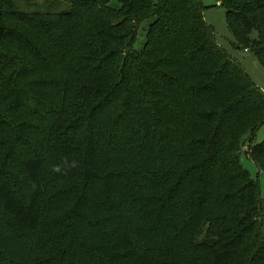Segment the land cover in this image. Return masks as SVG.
Instances as JSON below:
<instances>
[{"label":"trees","instance_id":"16d2710c","mask_svg":"<svg viewBox=\"0 0 264 264\" xmlns=\"http://www.w3.org/2000/svg\"><path fill=\"white\" fill-rule=\"evenodd\" d=\"M20 1L0 0V264H264L241 160L247 140L264 173V91L202 0ZM220 6L264 68V0Z\"/></svg>","mask_w":264,"mask_h":264},{"label":"rangeland","instance_id":"374dc122","mask_svg":"<svg viewBox=\"0 0 264 264\" xmlns=\"http://www.w3.org/2000/svg\"><path fill=\"white\" fill-rule=\"evenodd\" d=\"M206 9L204 10V18L207 24L211 25L215 31V38L219 46L228 52V54L237 60L246 72L250 75L255 84L264 91V68L258 62L257 57L244 48L235 45V39L232 36L226 19V11L220 6V0H202ZM113 8H119L118 0H112L110 4ZM21 8L30 10H48L54 13L62 12L69 9L68 0H21ZM150 25V21L144 22L138 31V40L135 45L140 50L146 40V30ZM256 38L257 33L252 34ZM255 141L260 143L264 141V126L257 132ZM248 149L247 140L244 143L242 151V164L250 172L253 179L257 180L260 185L261 197L264 199V173H262L253 160H251L246 152ZM4 215L0 216L3 219Z\"/></svg>","mask_w":264,"mask_h":264},{"label":"clouds","instance_id":"9594fccd","mask_svg":"<svg viewBox=\"0 0 264 264\" xmlns=\"http://www.w3.org/2000/svg\"><path fill=\"white\" fill-rule=\"evenodd\" d=\"M79 167V161L72 159L69 160L68 157H64L60 164L54 165L51 171L56 174H67L69 171Z\"/></svg>","mask_w":264,"mask_h":264},{"label":"built area","instance_id":"2783aa9c","mask_svg":"<svg viewBox=\"0 0 264 264\" xmlns=\"http://www.w3.org/2000/svg\"><path fill=\"white\" fill-rule=\"evenodd\" d=\"M220 4V3H219Z\"/></svg>","mask_w":264,"mask_h":264}]
</instances>
